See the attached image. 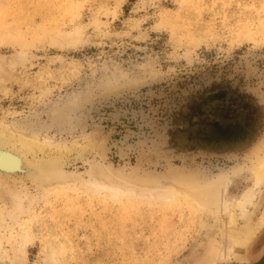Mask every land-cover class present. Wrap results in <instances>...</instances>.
Instances as JSON below:
<instances>
[{
	"label": "rangeland",
	"instance_id": "rangeland-1",
	"mask_svg": "<svg viewBox=\"0 0 264 264\" xmlns=\"http://www.w3.org/2000/svg\"><path fill=\"white\" fill-rule=\"evenodd\" d=\"M2 124L48 142L35 158L60 156L61 179L0 170V264H191L206 245L264 264V226L234 253L238 211L150 197L170 174L252 184L232 168L264 133V0H0ZM94 170L127 191H90Z\"/></svg>",
	"mask_w": 264,
	"mask_h": 264
},
{
	"label": "bare ground",
	"instance_id": "bare-ground-1",
	"mask_svg": "<svg viewBox=\"0 0 264 264\" xmlns=\"http://www.w3.org/2000/svg\"><path fill=\"white\" fill-rule=\"evenodd\" d=\"M44 142L46 141L44 140ZM47 143L48 142L39 143L37 140V136L35 135V132L29 128L27 129V128H24L22 126H17V125H8V126L3 127V124H2L0 128V170H2L1 172L3 173L1 174H4L5 176H12L13 175L12 173H16L18 170L22 171V168L24 167V165H27L30 169V172H28L27 175L32 181L38 180L43 183L45 181L47 182V180L48 181L54 180L58 182L59 179H61L60 177L61 162L59 159L60 156L55 157L57 155L56 154L53 158H48V159L35 158V154H34L35 149L39 150L40 152H43L44 148L49 146ZM88 143H89L87 145L88 148L91 149V148L96 147L95 138H93ZM61 150L62 152L61 151L60 152L61 154H63L64 148ZM82 150H85V148L83 147ZM29 153L33 155L32 160H29L26 158V155ZM252 154H253V159L250 161V165H247L245 167L238 165L232 168L233 173L245 171L251 176L252 184L246 189H244L239 196L235 195L236 193L235 194L228 193V186L232 180L224 172H220V173H217L212 179H205L202 182V184L201 183L199 184L197 180L191 176H179L178 174H170V179L173 182L177 183L180 186V188L177 190L172 186H163V187L162 186L161 187L159 186L151 187L150 186L151 190H153L152 188L156 189L155 192H152L150 194V197H152V199L154 200L155 199L166 200V199L173 198V196H175L176 194L181 193L183 197L187 198L188 201L196 207H199L204 210L214 209L215 212L220 211L222 214H224L228 218L229 223H234V214L238 211L240 215L239 217L246 221V223L243 224V227H242L243 229H236V230L230 229L226 234V238L228 239L227 241L230 242V245L228 246V248L233 249L232 251L234 253H237V251H239L240 248L238 249V248H233V247L235 245H239V247L246 245L252 239V237L258 232V230L264 226V195L260 196L258 201L254 204V199L257 197V194H259L261 186L264 185V133L261 136V138L258 140V142L254 145L252 149ZM92 173H93L91 176L92 186L91 188H89L90 191L91 189L92 190L99 189V191L100 189L102 190L105 189V191H108V190L112 191V194L114 192L121 193V192L127 191L126 188L128 187L129 184L126 182H123V185L121 186L120 183L116 181L117 176H115V174L113 175L110 172H102V173L100 172V174H102L101 176L104 179H106L105 180L106 183L104 182V184H99L98 183L99 181L95 179V176H94L95 174L98 175L99 172L97 173V170H94ZM59 184L61 183H58V186H60ZM145 185L146 184L142 183V188L145 187ZM96 190H94L95 193H96ZM115 196L116 195H113L111 197H115ZM138 198H140V196ZM18 205L21 207V204H18ZM250 206H253V209H256V210L259 209L260 213H259L257 222L254 221V216H253L255 213V210L250 211V212L247 211V209L250 208ZM4 216L5 215L2 212V209H0V226H2L1 223L4 222ZM0 240H1V237H0ZM220 251L221 253L219 254L217 249L211 248L210 245H206L203 247L202 255L198 257L197 259L195 258L194 262L191 264H215L216 261L219 259L227 260L226 258L228 257L227 255L229 254H225L226 251L224 252L223 249H220ZM229 251L230 250L228 249V252ZM243 264H251V262L243 263Z\"/></svg>",
	"mask_w": 264,
	"mask_h": 264
}]
</instances>
